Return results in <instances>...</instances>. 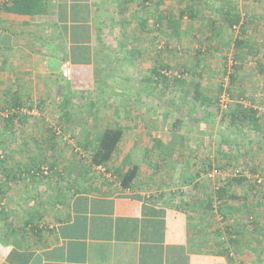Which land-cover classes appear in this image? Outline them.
I'll use <instances>...</instances> for the list:
<instances>
[{
    "label": "rangeland",
    "instance_id": "1",
    "mask_svg": "<svg viewBox=\"0 0 264 264\" xmlns=\"http://www.w3.org/2000/svg\"><path fill=\"white\" fill-rule=\"evenodd\" d=\"M118 1L92 0L87 4L93 10L90 12L93 14L87 27H91L90 40L96 43L97 50L92 52V56L89 55L88 58L91 61L90 66L93 73L85 75L86 70L84 72L83 67L76 66L79 74L72 75L75 76V80L73 78L67 81L64 76L65 71L62 70L66 69L62 63L71 58L67 53V50L72 51L69 49L72 48L70 36L63 35L60 31L61 39L57 33L59 28L56 25L49 23L48 27H40V33L33 35V44L27 47L20 41L17 34H14L16 40L13 45L8 43L11 36L9 38H6V35L0 37L7 42L5 43L7 46L0 49V117L8 114L9 109L6 107L9 103L6 102H10L12 95L16 93L23 99V107L18 111L22 118L25 117L23 122L15 121L12 125L13 132L9 130V133H4L0 125V138H3L4 134L9 137L5 144L9 155L5 162L6 166L17 171L18 164L29 165L32 156L52 160L50 157L54 155L57 162L54 171L69 169L73 161L75 162L72 157L77 151L88 159L91 151L95 149L97 136L105 127H114L120 122L131 126L129 130H126L129 139H135L136 136L141 139V144L133 146L130 151L134 162L142 160V163H148L146 159L148 157L152 160L153 169H155L154 165L158 170H164L163 167L173 169L178 175L175 179L178 189L181 186L192 185L186 183V178L189 177L188 171L205 172L204 166L208 159H211L215 168L218 167L222 173H231L233 168H244L245 173L251 175L259 171L263 176L264 143L251 138L254 135L253 130L243 129L239 132L233 129L229 123L230 117H225L224 114L233 108L238 100H243L256 105L264 115V103L261 99L263 95L254 93L253 95L247 91L239 93L243 91L240 89L245 85L244 79H258L256 75L262 77L259 79L256 93L264 89L262 87L264 68L261 70L259 65V62L260 64L264 62V0H234L239 7L242 20H248L246 21V25H249L247 36L257 49V53L252 57L248 55L242 63L238 61V65L241 66L234 82H231L229 78L230 72L233 71V64L237 63L234 58L233 42L226 51L219 50V48L209 50L208 40L201 31L202 20L184 18L181 34L175 37L172 34L169 35L166 27H159L154 22L156 17H152L151 24H154V31L141 36L139 34L141 29L136 26V22L134 25L123 28L125 31L121 29L120 23L126 20L136 7L139 8L141 3H144L143 0H128L127 6L130 10L122 8L124 11L118 8ZM153 1L149 0L145 3L146 12L151 13L155 9ZM184 1L188 0H164L165 14L169 13L177 17ZM210 4L212 18L220 17V0H210ZM102 5H104L103 9ZM197 6L200 7L199 4ZM51 20L55 21L53 18ZM251 20H253L252 25L249 24ZM71 25L68 21L67 26H70V30ZM78 31L85 35L81 29ZM238 32L239 25L233 30L225 27L221 38L231 42ZM137 34L141 36V39L138 38L135 43L132 41V36H137ZM80 43L83 44L84 41ZM90 50L89 47L85 48L86 52ZM198 50L202 52L197 54ZM140 52L143 53L141 57L138 56ZM82 58L85 56L79 55V59ZM161 63H167L172 67V70L166 73L167 80L157 79L159 77L156 76L153 82L145 80V77H150L152 67L159 66ZM185 65L192 73L183 74L185 82H175L174 77L178 78L182 75L181 71ZM224 67L227 71L223 73ZM95 69L100 72L97 77ZM250 74L254 76L251 77ZM239 75L241 79L238 78ZM80 76H83V79ZM196 81L202 82L205 93L214 98L218 97L219 100L210 107L197 108L195 101L192 100ZM220 82L226 89L222 93H219L218 89ZM251 87L254 88L252 83ZM224 93L229 95L231 93L234 96L233 98L230 96L227 109L220 106ZM40 101L44 103L40 104ZM65 102H67L68 110L73 114L71 122L68 123L60 118ZM92 102H95L94 107H91ZM262 118L264 119V116ZM174 123L177 124V130L173 128ZM51 133H55V139L59 141L56 148L52 150L48 145ZM154 134L168 137L172 141L168 142V145L174 147L179 142L182 144V139H185L186 142L183 141L177 160L165 158L164 154L162 155L164 159L154 156L155 153L149 146ZM238 134H243L245 139L238 137ZM142 139L148 140L147 146L142 144ZM79 140L90 142L89 151L84 150L78 144ZM222 142L224 147L227 145L230 149L228 154L221 151L216 152L218 145ZM121 145L120 151L121 148L123 151L125 147H128L127 143H121ZM244 153L252 157V168L248 166L250 159L246 160V156L245 160L241 159L240 155ZM193 160L199 163V167H196L195 163L192 165L189 163ZM186 162L189 165H186ZM220 165H225L226 169L223 170ZM48 166L47 164L42 165L45 171ZM256 167H261V169L252 172L251 169H256ZM204 172L203 177L199 178L201 187L207 186L210 188L208 190L215 191L216 183L223 181L224 177L220 172H216L219 176L215 177L206 176L207 173ZM30 179L24 177L19 182H10L12 187L8 195L0 194L4 207H14L10 220L18 226L25 218V206H21L22 203L28 202L32 205V202L35 204L40 200L38 198L40 195L37 193L40 192L39 188L44 184V180ZM252 181L257 189L254 192L253 201L258 209V216L262 219L264 218V182L260 184ZM249 183L246 181L242 185H249ZM217 203L215 201V205H218ZM3 223L4 220H0V233Z\"/></svg>",
    "mask_w": 264,
    "mask_h": 264
},
{
    "label": "crops",
    "instance_id": "2",
    "mask_svg": "<svg viewBox=\"0 0 264 264\" xmlns=\"http://www.w3.org/2000/svg\"><path fill=\"white\" fill-rule=\"evenodd\" d=\"M4 1L6 0H0V5ZM89 6H85V10L90 19L93 13H90L92 7ZM57 16L58 14L22 15L1 12L0 37L11 36L12 44L10 41L8 43L13 45L16 40L14 34H17L27 47L33 44V35L40 33V27H48L49 23L55 26L54 23L57 22L60 38L62 39L59 32L62 31L63 35H69L71 39L72 48L69 49L72 51L67 50L71 58L62 63L66 67L62 70L65 71L67 81L76 79L72 76L79 74L76 66L83 67L85 75L93 73L88 58L97 50V45L90 40L91 27H80L85 35L80 33L81 38L76 39L72 37L70 26L67 30L62 28V22H58ZM249 24L252 25L253 20ZM248 27L247 24L246 28ZM57 33L55 32L56 35ZM1 43L7 42L0 38ZM249 44L255 48L250 39ZM78 46L83 47V53ZM85 46L91 49L90 52L85 51ZM79 55L85 58L79 59ZM259 65L261 69L264 68V62H259ZM239 76L241 79V75ZM255 77L258 79H244L245 85L240 89L243 91L239 93L247 91L249 94L263 95L261 99L264 103V89L256 93L262 77ZM80 78L83 79V76ZM251 83L255 89L251 87ZM262 87L264 88V84ZM251 107L258 108L256 105ZM262 119L258 128L251 129L254 134L251 138L264 143ZM241 131L242 129L239 130ZM239 136L245 139L243 134H238ZM153 137L161 139L163 145L172 142L160 134H154ZM129 138L125 132L122 143H127L128 147L123 151L121 148L122 152L114 163H108L105 167L95 166L89 171L80 169L79 165L75 167L78 157L73 156L75 162L69 169L64 166L65 169L53 171L43 181L45 185L39 188V202H32V205L26 202L25 205L24 220L41 228L39 236L29 232L28 227L24 235L11 234L7 246L0 242L3 247H0V251H6L5 255L0 254V264H264V218L258 216V209L253 201L257 189L252 183V180L257 181L256 176L264 175L259 171L251 173V177L247 179L249 185L234 184L232 194L237 198L232 199L231 206L220 204L223 214L219 213L218 205L213 210L208 208L209 187L195 189L192 185H186L178 189L175 180L177 173L173 169H166L167 167H163L164 170L153 169L152 160L148 157V163L138 160L141 170L137 178L130 187H123L118 173L123 168V158L133 146L141 144L139 137ZM243 139L241 140L244 141ZM142 140V144L147 146L148 140ZM179 145L180 142L177 146ZM177 146L167 158L173 161L179 158L180 149ZM246 158L252 159L249 154ZM195 162L193 160L189 163L192 165ZM258 169L261 167H256L255 171ZM188 172L189 176L197 173ZM203 172H200L199 178L203 177ZM226 173L228 174L220 172L224 178ZM217 175L219 173L213 172L206 176ZM177 189L179 192L183 191L180 194L184 196L181 197ZM31 214L39 217L38 220L33 219ZM227 228L229 232L225 231Z\"/></svg>",
    "mask_w": 264,
    "mask_h": 264
},
{
    "label": "trees",
    "instance_id": "3",
    "mask_svg": "<svg viewBox=\"0 0 264 264\" xmlns=\"http://www.w3.org/2000/svg\"><path fill=\"white\" fill-rule=\"evenodd\" d=\"M65 0L64 3H58L54 0H6L0 5V13L1 12H9V13H16V14H22V15H48V14H58L57 20L58 22H62V28L66 29L68 28L67 22H71V30L73 34V38H81L80 32L78 31L81 29L80 27H87V25H84V23H87L89 20L88 11L85 10V6H88L87 3H83L86 0ZM245 1V0H244ZM144 3H141L139 8H135L133 10V13L128 15V18L120 23L121 29H125L126 27H129L131 25H134L136 22V26L140 27L141 36L143 34L150 33L154 31V24H151V18L156 17L155 23L159 27H166V29L169 31V35H173L175 37H179L181 34V28H182V21L184 18H188L190 20H202L203 28L201 31L204 33L206 40H208V46L209 50H219L226 51L230 47V43L233 42L232 47L235 52V60L242 63L241 60L245 59V57H248V55H253L257 53V50L249 44V39L247 36V28H246V21L248 20H242V17L239 12V7L237 6L236 2L234 0H220V17L212 18V9L210 10V0H191V1H184L179 14L177 17H175L173 14H165V10L163 9L164 0H154L153 3L155 4V9L149 11V13L146 12V6L145 3L149 2V0H143ZM247 2V1H246ZM244 2V3H246ZM126 4V6H125ZM129 4L128 0H119L117 5L120 11H124L122 8H128L127 10H130V8L127 6ZM200 5L197 6V5ZM213 7V6H212ZM153 12V14H152ZM164 12V14L162 13ZM163 14V15H162ZM54 23V22H53ZM55 25H59L57 22L54 23ZM84 25V26H83ZM239 25V32L235 35L234 39L229 42L228 39L222 40L221 35L223 32V29L225 27H228V29L233 30L235 26ZM123 29V31H125ZM152 29V30H151ZM123 34H126V32H123ZM230 33V32H229ZM137 34V36H132L135 43H137L138 38L141 39V36ZM7 46V45H6ZM4 43L0 44V48L6 47ZM75 48V47H74ZM80 48V52L83 53V47L78 46ZM201 50L197 51V54L201 53ZM139 57L143 56V53L140 52L138 54ZM240 63V64H241ZM238 63L233 64V71L230 72L229 78L231 82H234L236 80V75L239 73L240 66ZM172 67L165 63H161L159 66H153L150 70V77H145V80L147 81H154L155 76L159 77L157 79L162 78L163 80H167L166 73L167 71H171ZM262 70V69H261ZM226 67L223 69V73L226 72ZM188 72H191L185 65L183 67V70L181 71L180 77H174V81L182 82L184 81L183 74H186ZM99 73V74H98ZM96 77L100 75V72L98 69H95ZM156 79V80H157ZM176 79V80H175ZM185 82V81H184ZM219 93H222L225 89L224 84L220 82V86L218 87ZM230 92V91H229ZM11 96V95H10ZM12 100L9 103V105L6 107L9 110H12L11 112L9 110L8 114L5 117H0V125L4 129V133H9V130H14V127L12 125L15 124V121H22L24 118L20 116L19 109L23 107V99L16 94L12 95ZM234 97L233 95H229V97ZM1 100V99H0ZM67 100V98H66ZM65 100V101H66ZM192 100L195 101L197 108H204V107H210L215 101L219 100L218 97H212L209 96L207 93L204 92V89L202 87L201 81H196L194 83V91L192 95ZM242 100H238L236 102V105L233 108H230L225 114V117H230V125L232 128H235L237 130H243V129H254L258 128L259 124L261 123L262 117L258 115L259 110L255 109L254 107H245L244 104L241 102ZM40 104H43V101L39 102ZM67 102H65L64 105V111L60 115V118L68 123L71 122V117L73 116L72 112L68 110V105H66ZM95 106V102L91 103V107ZM229 108V105H228ZM68 110V111H67ZM264 120V119H262ZM131 126L121 124L118 122L117 125L114 127H107L103 132H101L97 138L96 143L94 145L95 149L91 151L90 158H85L83 154L80 155V152L77 151L74 155L78 157V164L76 163L75 167L79 165L80 169H84L86 171L91 170L92 168H95V166H107L108 163H114V161L119 156L120 148L122 140L124 138L126 130H129ZM174 130H177V124H173ZM8 136L4 134V137L0 138V194L3 196L8 195L9 189L12 187L10 182H19L21 178L28 177L29 179L34 180H45L47 179L52 172L54 171L55 165H56V157L54 155H51L52 160H48V158L42 159L40 156H32L30 159L29 165H23L18 164V169L15 171L14 169L8 168L5 164L6 160L9 158L8 151L5 149V144L8 141ZM221 139V138H220ZM153 142H151V148L156 156H158L160 159H164V157H168L172 154V151L174 146L172 145H163L161 139L158 137H153ZM226 140V138H225ZM224 140V141H225ZM183 141L185 142V139H182V144L180 143L177 148L180 150L183 146ZM59 144V141L55 139V133H51V137L48 141L49 148L52 150L53 148H56V146ZM78 144L84 149L89 151L88 145L90 142L88 140H79ZM92 144V143H91ZM220 143L218 145V148L216 149V152H225V154H228L230 149L226 145L225 147ZM6 150V151H4ZM151 150V151H152ZM53 152V151H52ZM180 152V151H179ZM164 154V155H163ZM164 157H163V156ZM247 154L240 155L241 159L243 158L245 160V156ZM216 158V157H215ZM87 159V161H86ZM178 159V158H177ZM176 159V160H177ZM219 160V159H218ZM247 160V158H246ZM123 168L121 171H119V179L121 182V185L123 187H130L133 183V181L137 178L141 166L138 164V162H134L132 158V152L128 153L123 158ZM43 164L49 165L47 167V171H45L42 167ZM186 165H189V163H185ZM165 165V164H164ZM253 163L248 161V166L252 168ZM195 166L197 167L198 164L195 163ZM202 166V165H201ZM204 166V165H203ZM155 170L157 169V166L154 165ZM199 167V166H198ZM205 172L208 174H211L213 172H220L222 170H218V167L215 168L214 163L211 159H208L205 162ZM220 168L223 170L226 169L225 165H220ZM126 169V170H125ZM234 169V168H233ZM241 169V168H240ZM125 170V171H124ZM166 170V169H165ZM242 175L239 176H233L232 174H228L225 178H223V181H219L216 183L215 191L209 190L207 204L208 208L210 210L214 209L215 201H217L219 206V213L222 212L220 210V204H229L231 206V201L236 195L232 194V187L234 184L242 185L244 184L249 177L246 176V171L243 169ZM251 171H255V169H251ZM55 172V171H54ZM232 172V171H231ZM199 174L200 172L195 173V175L191 174L189 177L187 176V184H192V186L195 189L200 188L201 182L199 181ZM248 174V173H247ZM30 179V180H31ZM215 183V182H214ZM262 184V183H260ZM210 189V188H209ZM183 193V191L181 192ZM181 197L184 196V194L178 193ZM178 195V196H179ZM2 198V197H1ZM181 201H184L183 198H180ZM2 201L0 199V212H1V218L0 220H4L3 223V229L0 233V239L2 241L1 244L4 246L8 245V239L10 238L11 234H25L27 232V227L29 229V232L34 234L35 236L40 234L41 228L39 226L32 224L30 221L25 220L19 224H14L10 219L11 216H13V206H10V208L4 207L2 204ZM26 203L23 202L21 206H25ZM33 214H31L32 216ZM30 216V217H31ZM226 216V215H225ZM39 217L36 215H33V219L38 220ZM226 232H229V228L225 230ZM23 237V236H22ZM19 244V241L16 243ZM16 245V246H17ZM3 248L2 246H0ZM19 247V246H18ZM5 252L0 251V254L3 256L5 255Z\"/></svg>",
    "mask_w": 264,
    "mask_h": 264
},
{
    "label": "built area",
    "instance_id": "4",
    "mask_svg": "<svg viewBox=\"0 0 264 264\" xmlns=\"http://www.w3.org/2000/svg\"><path fill=\"white\" fill-rule=\"evenodd\" d=\"M229 102H230L229 94L224 93V95H222L221 100H220V106L223 109H227L228 105H229ZM241 102L244 104L245 107H251L252 106V104L250 102H248V101L246 102V101L242 100ZM258 115L261 116L262 113L259 111ZM228 174H232L233 176H239V175H242V170L240 168H235V169H233V171L231 173H228ZM228 174L226 173V176ZM243 174H246L247 177H251L250 174H247V173H243ZM256 180L259 183H262V182H264V177L256 176Z\"/></svg>",
    "mask_w": 264,
    "mask_h": 264
},
{
    "label": "clouds",
    "instance_id": "5",
    "mask_svg": "<svg viewBox=\"0 0 264 264\" xmlns=\"http://www.w3.org/2000/svg\"><path fill=\"white\" fill-rule=\"evenodd\" d=\"M261 117H262V115H261ZM235 169V168H234Z\"/></svg>",
    "mask_w": 264,
    "mask_h": 264
}]
</instances>
